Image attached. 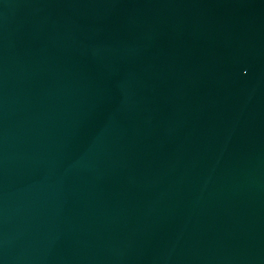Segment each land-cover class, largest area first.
Instances as JSON below:
<instances>
[{
    "label": "water",
    "instance_id": "obj_1",
    "mask_svg": "<svg viewBox=\"0 0 264 264\" xmlns=\"http://www.w3.org/2000/svg\"><path fill=\"white\" fill-rule=\"evenodd\" d=\"M0 264H264V0H0Z\"/></svg>",
    "mask_w": 264,
    "mask_h": 264
}]
</instances>
